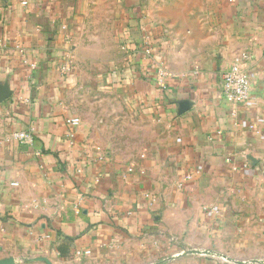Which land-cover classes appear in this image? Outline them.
Listing matches in <instances>:
<instances>
[{"label":"crops","instance_id":"0c3cea01","mask_svg":"<svg viewBox=\"0 0 264 264\" xmlns=\"http://www.w3.org/2000/svg\"><path fill=\"white\" fill-rule=\"evenodd\" d=\"M82 72L117 143L67 122ZM0 86V258L264 264V0H0Z\"/></svg>","mask_w":264,"mask_h":264},{"label":"rangeland","instance_id":"374dc122","mask_svg":"<svg viewBox=\"0 0 264 264\" xmlns=\"http://www.w3.org/2000/svg\"><path fill=\"white\" fill-rule=\"evenodd\" d=\"M82 73L87 82L79 89L76 104L82 127L86 129L89 137L99 142L117 143L114 130L119 126V120L111 114L112 103L109 99L113 92L100 81V72H96L90 79L85 72Z\"/></svg>","mask_w":264,"mask_h":264},{"label":"built area","instance_id":"2783aa9c","mask_svg":"<svg viewBox=\"0 0 264 264\" xmlns=\"http://www.w3.org/2000/svg\"><path fill=\"white\" fill-rule=\"evenodd\" d=\"M146 51L148 52V50ZM240 60L235 58L229 68L220 74L221 93L223 98L229 103H243L249 99L250 79L248 73L243 70ZM67 122L77 126L80 120L75 116L67 119ZM13 137L25 142L30 140V135L26 132H15ZM184 178L189 179L190 175H185ZM84 253H88V251Z\"/></svg>","mask_w":264,"mask_h":264},{"label":"water","instance_id":"95a60500","mask_svg":"<svg viewBox=\"0 0 264 264\" xmlns=\"http://www.w3.org/2000/svg\"><path fill=\"white\" fill-rule=\"evenodd\" d=\"M7 92L6 89L4 87L0 86V101L2 99H4L5 97H7ZM25 260H29V261H33V260H42L44 261L46 264H51V262L46 259V258H42V257H37V258H23ZM16 260L13 257H4V258H0V264H15ZM238 262V261H237ZM241 263V262H238Z\"/></svg>","mask_w":264,"mask_h":264}]
</instances>
